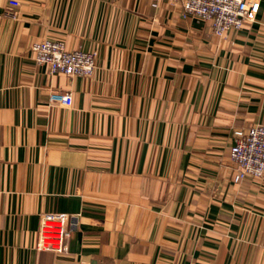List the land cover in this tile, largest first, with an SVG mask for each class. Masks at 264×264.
<instances>
[{
    "label": "crops",
    "instance_id": "1",
    "mask_svg": "<svg viewBox=\"0 0 264 264\" xmlns=\"http://www.w3.org/2000/svg\"><path fill=\"white\" fill-rule=\"evenodd\" d=\"M0 0V264H264V178L235 182V132L264 124V0L225 38L167 0ZM46 39L98 52L52 75ZM70 91L71 108L51 107ZM77 217L69 252L40 215Z\"/></svg>",
    "mask_w": 264,
    "mask_h": 264
},
{
    "label": "built area",
    "instance_id": "2",
    "mask_svg": "<svg viewBox=\"0 0 264 264\" xmlns=\"http://www.w3.org/2000/svg\"><path fill=\"white\" fill-rule=\"evenodd\" d=\"M173 7L181 8L185 16L206 23L211 35L225 38L231 31L241 30L254 23L260 4L251 0H167ZM11 5L19 6L17 0ZM36 65L46 66L52 75L92 78L97 71L98 52L69 50L60 40L46 39L31 47ZM51 107L71 108L74 97L70 91L53 92ZM230 159L235 166V182L246 178H264V124H257L247 131L235 132V144L230 150ZM77 217L64 213L49 212L40 215L36 249L57 255L69 252V239L77 229Z\"/></svg>",
    "mask_w": 264,
    "mask_h": 264
}]
</instances>
